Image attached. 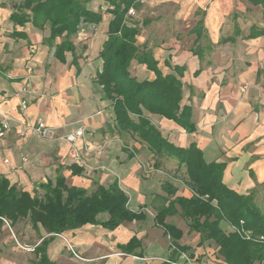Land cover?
<instances>
[{
    "label": "crops",
    "instance_id": "0c3cea01",
    "mask_svg": "<svg viewBox=\"0 0 264 264\" xmlns=\"http://www.w3.org/2000/svg\"><path fill=\"white\" fill-rule=\"evenodd\" d=\"M21 1L0 0V119L10 117L13 126L0 140V176L32 194L43 193L42 183L55 185L58 175L66 178L68 186L89 191L117 180L129 197V207L142 211L143 216L109 229L101 224L109 218L103 212L97 223L62 233H48L28 219L14 225L3 220L0 264H175L170 260V237L157 225L155 215L168 203L163 199L168 197L162 188L164 182L170 181L178 189V196L190 197L192 193L179 177L175 159H163L162 167L156 169L147 145L116 128L112 102L104 97L97 81L103 64L100 52L113 18L106 10L107 3H87L89 9L101 10L103 18L81 27L72 38L75 51H67L66 60L61 62L54 56L53 45L61 43L64 36L50 43L48 27L40 29L31 22L20 26L11 20ZM133 8L136 13L127 20L141 29L136 44L152 51L164 75L180 78L181 106H192L196 131L188 133L159 114L147 112V116L177 146L195 142L207 162H226L223 182L241 194L252 193L256 199L258 193L262 202L257 204L264 210V191L260 194L259 188L264 186V111L256 110L249 99L250 89L243 90L241 85H252L257 64L255 61L241 72H227L228 65L241 57V51L237 57L225 52L226 48L244 46L250 52L254 50V57L257 50L259 55L264 52V36L246 38L252 27L264 28L258 22L259 15L264 20L262 7L248 0H139L138 7ZM16 31L25 36L14 35ZM206 48L214 49L215 59L205 61ZM220 59L222 63L217 65ZM175 66L185 67L182 76ZM199 69L201 72L195 75ZM130 70L139 81L156 76L137 60L132 61ZM227 77L229 81L224 84L222 80ZM22 100L27 101L26 109ZM219 104L223 106L219 108ZM259 114L263 117L260 122ZM37 119L59 127L62 134L85 128L84 136L76 142L82 156V164H77L83 169L80 175H74L70 168L77 162L69 155V143L44 139L29 131L20 134ZM247 162L248 168H243ZM166 221L181 229L179 243L190 247L188 253L194 264H227L213 241L199 245L200 234L191 231L180 215L169 216ZM222 227L232 231L226 222ZM133 238L140 241L134 250L120 247ZM176 261L183 262L184 258Z\"/></svg>",
    "mask_w": 264,
    "mask_h": 264
},
{
    "label": "trees",
    "instance_id": "16d2710c",
    "mask_svg": "<svg viewBox=\"0 0 264 264\" xmlns=\"http://www.w3.org/2000/svg\"><path fill=\"white\" fill-rule=\"evenodd\" d=\"M92 0H22L11 14V20L20 26L31 22L40 29L49 28V42L64 36L61 43L54 46V56L61 62L66 60L67 51H75L72 41L84 24H97L103 16L101 10L93 11L87 3ZM113 18L109 23L108 39L100 52L102 69L97 81L103 87L104 97L112 102L116 128L126 131L141 143H145L153 153L154 167L160 169L163 159H175L179 171L184 168L181 178L191 191L190 197L178 196L177 188L170 182L163 183L167 193L163 198L167 204L157 209L155 222L161 226L171 240L172 255L176 261L182 252L190 247L181 245L182 231L167 217L180 215L191 231L200 234L201 245L206 240L213 241L218 253L227 264H264V243L245 239L244 231L254 236H264V210L257 204L252 193L241 194L223 182L226 162H207L197 143L177 146L165 137L152 123L147 112L162 115L175 121L188 133L196 131L193 108L181 106L183 83L174 74L164 75L152 51L140 48L137 36L141 29L130 25L127 13L131 7H138L139 0H103ZM261 6L264 17V0H248ZM14 35L25 36L16 31ZM264 36L263 27H252L246 38ZM200 60L203 56L196 51ZM133 60L147 65L155 72L154 79L137 80L130 67ZM179 76L184 66H175ZM201 70H197L195 74ZM70 165L74 175H80L82 167ZM43 193H31L19 189L15 184L0 176V222L6 219L10 225L28 219L33 226L41 225L48 233H62L85 224L97 223V217L107 212L109 218L101 224L115 229L125 221L143 216L142 211L129 207V197L114 180L108 186L98 185L93 191L84 187L68 186L66 178L58 175L55 185L48 181L40 184ZM222 222L228 223L232 231H225ZM140 241L136 238L120 247L134 250ZM192 256L191 253H189ZM173 257V258H172Z\"/></svg>",
    "mask_w": 264,
    "mask_h": 264
},
{
    "label": "built area",
    "instance_id": "2783aa9c",
    "mask_svg": "<svg viewBox=\"0 0 264 264\" xmlns=\"http://www.w3.org/2000/svg\"><path fill=\"white\" fill-rule=\"evenodd\" d=\"M135 13H136V10L133 7H131L128 10L127 16L135 15ZM23 91H27V89L24 88ZM21 105L23 109H26L27 101L22 100ZM12 127L13 126L11 124L10 117H3L2 119H0V140L5 138L11 132ZM27 131L35 133L44 139H49V140L57 139L61 141H66L67 143L70 144L69 155L71 156V158L74 159L75 162L82 164L81 152L79 151V148L77 147L76 142L81 137L84 136L85 128L83 126L76 128L74 131L62 134L59 131V127L50 125L42 119H37L35 123L28 124L26 127H24V129L20 131V134L25 135ZM4 221L7 225H9V222L6 219H4ZM243 237L245 239L259 241V242L264 243V236L262 235L254 236L251 231H244ZM71 249L74 252L72 247ZM75 255L78 258H81L76 253ZM180 256L184 258L183 262H178V261H171V262H174L175 264H194L193 258L189 255V253L182 252Z\"/></svg>",
    "mask_w": 264,
    "mask_h": 264
},
{
    "label": "rangeland",
    "instance_id": "374dc122",
    "mask_svg": "<svg viewBox=\"0 0 264 264\" xmlns=\"http://www.w3.org/2000/svg\"><path fill=\"white\" fill-rule=\"evenodd\" d=\"M258 22H262L263 25H264V20L262 17H260L259 15V19H258ZM204 40V39H203ZM202 42H206V39ZM195 49L197 50H200V48L197 46H195ZM213 51L214 49L213 48H209L207 49L206 48V51H205V54H204V58H205V61H209V59L213 58L215 59V54H213ZM227 51L228 55H230L231 57H237V52L238 51H241V57H238V61L236 60L235 62L231 63L228 65L227 67V72L230 70V71H237V72H241V71H244V70H248V66H250L253 62L256 61V68H257V75L255 77V80L254 82L252 83V85L250 84H247V83H241L242 85V88L243 90H247L248 88L250 89V93H249V99L252 103V105L255 106L256 110H259V111H264V52L261 51V55H259V51L260 50H257V55L256 57H254V50H252V52H250V48L247 47V46H244L240 49H225V52ZM253 53V54H252ZM221 57V56H219ZM225 57V56H224ZM222 58H223V55H222ZM221 59H220V62L217 63V65H221ZM224 65H226V63H224ZM202 69V68H201ZM201 72V71H200ZM199 72V73H200ZM199 73L195 74V75H198ZM230 73V72H229ZM229 77L227 78H224L222 80V82L224 84L227 83V81H229L228 79ZM187 89V88H186ZM243 93H245L244 91H242ZM223 106V104H219V108H221ZM258 119L259 122L261 121V119L263 117H261V115L259 114L258 116ZM253 161V160H252ZM240 162H238V165H239ZM248 162L247 164L245 163L243 168H248ZM183 171H184V168L181 167V169L179 170V177L181 178L183 176ZM261 185V184H260ZM259 188L261 189L260 190V194L262 191H264V186L261 185V187L259 186ZM255 200L257 201V203L259 202H262L261 201V197L260 195L257 193V199L255 198ZM261 204V203H259Z\"/></svg>",
    "mask_w": 264,
    "mask_h": 264
}]
</instances>
